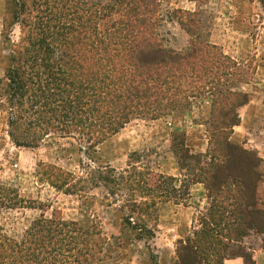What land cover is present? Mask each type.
Returning <instances> with one entry per match:
<instances>
[{
  "label": "trees",
  "instance_id": "obj_1",
  "mask_svg": "<svg viewBox=\"0 0 264 264\" xmlns=\"http://www.w3.org/2000/svg\"><path fill=\"white\" fill-rule=\"evenodd\" d=\"M160 6L159 0H10L8 20L20 28V37L6 45L9 65L0 78L9 137L28 149L47 139L77 137L91 151L132 120L184 114L193 100L210 98L209 149L191 154L183 138H174V153L196 163L191 182L202 184L209 200L192 237L177 242V264H224L233 258L254 264L242 243L250 232L264 234L256 197L262 159L231 140L238 110L250 96L231 90L235 64L215 46L166 48ZM37 171L50 187L69 195L82 192L88 176L114 203L124 194L117 211L135 241L154 239L160 206L190 194L185 185L177 188L175 178L133 164L121 173L106 168L86 177L53 164H40ZM33 204L0 181V217L3 210ZM223 238L232 246L221 244ZM117 240L115 247L124 248L125 240L107 237L100 226L84 227L54 211L49 218L41 214L19 239L0 226V264H97Z\"/></svg>",
  "mask_w": 264,
  "mask_h": 264
},
{
  "label": "rangeland",
  "instance_id": "obj_2",
  "mask_svg": "<svg viewBox=\"0 0 264 264\" xmlns=\"http://www.w3.org/2000/svg\"><path fill=\"white\" fill-rule=\"evenodd\" d=\"M191 1L193 5L184 0L183 6L176 7L175 0H159L163 44L177 52H184L192 45L210 44L230 58L235 64L230 78L236 82L231 90L257 99L260 106L253 113L257 116L254 122L262 124L264 0ZM9 2L0 0V78L9 65L6 45L17 42L20 37V28L11 26L8 20ZM6 38L10 39V43H5ZM211 107L210 98L193 100L184 114L153 121L132 120L117 135L91 151H87L77 137L47 139L35 149L17 147L8 134L7 114L0 109V181L17 189L26 202L35 203L31 208L3 210L0 226L10 237L19 239L41 214L49 218L52 212L57 211L65 220L78 222L84 227L100 226L107 237L127 242L124 248L119 249L115 246L120 240L111 241L112 252L97 264H177V242L192 237L209 208V200L202 184L199 186L191 182L193 173L196 174L193 171L197 168L196 163H185L174 153V138H183L191 154H204L209 149L213 132ZM260 127L256 125L250 130L254 138L249 147L244 141L251 139L250 135L243 137L239 134L241 137L236 140L231 137V140L256 151L254 148L261 139ZM40 164L60 166L78 177H86L91 170L106 168L121 173L133 164L175 178L177 188L185 185L190 194L184 197L182 203L174 201L160 206L154 239L135 241L130 231L124 230L123 213L117 211L123 198L126 199L124 194L116 197L115 204L105 188L93 182V176L87 177L85 189L80 193L69 195L57 191L38 174ZM184 165L187 167L184 168ZM181 190L184 191V188ZM200 193L203 195L200 196ZM260 200H257V207L264 211V197ZM224 238L220 239L221 244L231 247ZM243 246L242 252L249 258L251 253L245 244ZM231 249L241 251L236 246Z\"/></svg>",
  "mask_w": 264,
  "mask_h": 264
},
{
  "label": "crops",
  "instance_id": "obj_3",
  "mask_svg": "<svg viewBox=\"0 0 264 264\" xmlns=\"http://www.w3.org/2000/svg\"><path fill=\"white\" fill-rule=\"evenodd\" d=\"M185 2L187 4L193 5V1L191 0H185ZM183 4H184V0H175L176 7H181L183 6ZM188 9L190 10L191 8H188ZM192 11H195V10H192ZM259 104L260 103H258L257 99L250 97L249 103L244 105L238 110L239 117H240V123L238 126L234 127V133L232 135V139L234 138L236 140L238 139V137H241L239 136V134H241L243 137H245V135H248V136L250 135L251 139L247 138L246 141L243 140L244 143L246 144L245 146L249 147L251 142H253V138H254L250 130L254 128V126L256 127V125L261 126L260 127L261 131L259 132L261 139L259 138L260 140H258V146L254 148L258 152L260 158L262 159V162L258 168V171L261 174L262 180L260 181L257 187V191H256L257 200L261 202L260 199L264 197V187H263L264 186V122L262 121L263 122L262 124H259L258 121L257 123H255L254 119L257 116L253 114L255 110L257 111L259 110V108H257L260 106ZM197 185L200 186V184H197ZM197 185H194V186H197ZM202 195L203 194L200 193V196ZM250 234L251 235H248L245 238L243 244H245L247 250L250 251L253 257L254 264H264V249H263L264 234H255V233H250ZM224 264H245V263L242 258H233V259L225 260Z\"/></svg>",
  "mask_w": 264,
  "mask_h": 264
}]
</instances>
